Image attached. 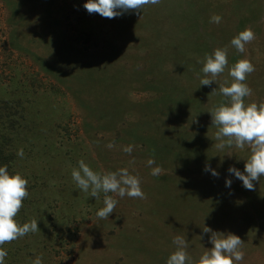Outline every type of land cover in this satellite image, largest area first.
Returning <instances> with one entry per match:
<instances>
[{"label":"rangeland","instance_id":"374dc122","mask_svg":"<svg viewBox=\"0 0 264 264\" xmlns=\"http://www.w3.org/2000/svg\"><path fill=\"white\" fill-rule=\"evenodd\" d=\"M86 2L0 0V109L20 129L8 167L31 188L20 225L35 219L40 230L3 245L5 264H166L175 236L198 264L212 247L204 226L241 238L240 264H264V177L247 190L228 172H243L250 149L218 150L209 113L228 102L219 85L240 59L255 66L245 103L264 102V0H161L113 19ZM245 28L256 39L238 53L230 42ZM216 48L228 65L200 86ZM80 160L102 174L127 168L147 198L109 193L118 203L98 218L104 193L90 197L71 177Z\"/></svg>","mask_w":264,"mask_h":264},{"label":"clouds","instance_id":"9594fccd","mask_svg":"<svg viewBox=\"0 0 264 264\" xmlns=\"http://www.w3.org/2000/svg\"><path fill=\"white\" fill-rule=\"evenodd\" d=\"M161 0H87L84 8L89 14H99L101 17L113 19L123 13H140L146 6L158 5ZM222 17L213 14L210 22L220 24ZM256 39L251 28H245L231 39V45L238 53H245L246 45ZM227 48H216L212 54L206 55L203 62V78L200 86H211L217 81V77L224 73L228 65ZM255 71V66L248 59L238 60L229 70L228 75L232 78L228 82L219 85L220 94L227 98V103H221L209 111L212 125L217 127L215 138L219 143L215 145L218 150L226 147L237 149H250V156L246 160L244 170L241 172L235 167H229L228 172L242 181L247 190H255L253 181H259L264 177V102L249 104L245 98L253 95V90L245 83L247 76ZM215 92V89L212 91ZM109 148L113 145L108 144ZM133 147L128 145L123 148L127 154H131ZM231 156V154H228ZM17 156L24 157V150L17 151ZM155 160L149 158L147 165L151 168V175L158 176L163 169L160 166L152 167ZM79 167L73 168L71 177L77 187L89 193L90 197L99 198L104 193V207L100 208L96 215L100 219H108L114 212L118 203L109 193L123 198L125 196L133 199H146L141 188V180L137 175L129 173L127 168L117 171L99 173L94 171L83 160L78 162ZM205 171H210L213 176L219 173L205 166ZM232 181L226 180V186L230 187ZM28 180L21 174H10L7 166H0V264H5L8 252L3 245L25 237L29 233L39 230L37 220L25 222L20 225L15 219L23 207V201L28 197ZM203 233H211V248H208L199 258L198 264H240L244 260V252L241 250L243 241L238 235L214 232L211 228L204 226ZM202 239V237H200ZM173 244L176 250L166 260V264H192L191 257L186 249L187 241L182 236H175ZM32 264H42V258L36 257Z\"/></svg>","mask_w":264,"mask_h":264},{"label":"trees","instance_id":"16d2710c","mask_svg":"<svg viewBox=\"0 0 264 264\" xmlns=\"http://www.w3.org/2000/svg\"><path fill=\"white\" fill-rule=\"evenodd\" d=\"M1 105H3V107L0 109V166L6 165L10 174H16L18 173L16 169H13L11 171L8 167V164L11 162V159H13V154L9 152V148L13 144V140L10 135L16 131L18 132L20 129L18 130L19 125L15 124V122L12 121L10 113L6 110L7 107L4 108L5 103ZM4 110L6 111L2 113ZM17 112L18 111H16V114ZM23 177L25 178V176ZM30 190L31 188H28L29 195L23 201V207L18 213L17 217L15 218L19 224H20V218L25 212V206L27 204V201L30 198ZM8 247L5 248L4 250H6L9 254L10 252L8 251Z\"/></svg>","mask_w":264,"mask_h":264}]
</instances>
